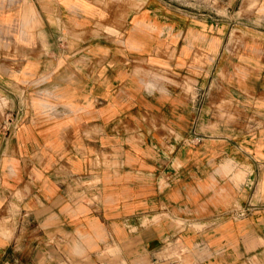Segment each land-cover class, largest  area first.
Segmentation results:
<instances>
[{
	"label": "crops",
	"instance_id": "obj_1",
	"mask_svg": "<svg viewBox=\"0 0 264 264\" xmlns=\"http://www.w3.org/2000/svg\"><path fill=\"white\" fill-rule=\"evenodd\" d=\"M250 1L226 40L158 0H0V264L264 260Z\"/></svg>",
	"mask_w": 264,
	"mask_h": 264
},
{
	"label": "rangeland",
	"instance_id": "obj_2",
	"mask_svg": "<svg viewBox=\"0 0 264 264\" xmlns=\"http://www.w3.org/2000/svg\"><path fill=\"white\" fill-rule=\"evenodd\" d=\"M162 7H165L167 11V16L170 19V21H175L174 18L180 19L181 17L183 19H186L187 21H203L207 20L209 21L210 25L212 27L214 26V33L216 39H222L224 36V39H242L248 36L245 34V32L237 26V21L240 20L242 17L243 12H237V13H230L228 10L225 9L223 5V0H158ZM207 2L210 4H213L215 9L212 12L205 13L204 15L197 14V9H202L201 6L207 5ZM257 2L255 0H252L249 2L248 9L252 11L256 7ZM235 10L237 8L235 7ZM249 18L254 17L255 13L254 11L247 14ZM177 16V17H176ZM231 19V25L229 26L228 31L225 33V31L220 28V22L222 20H229ZM252 20V19H251ZM219 23V24H218ZM235 24V25H234ZM186 33L184 31L183 35ZM166 258L171 259L174 261L173 263H179V264H188V258L185 254H180L177 251L176 252H170L165 254ZM242 264H264V260H258L257 257L254 255L252 256L248 261L242 263Z\"/></svg>",
	"mask_w": 264,
	"mask_h": 264
},
{
	"label": "built area",
	"instance_id": "obj_3",
	"mask_svg": "<svg viewBox=\"0 0 264 264\" xmlns=\"http://www.w3.org/2000/svg\"><path fill=\"white\" fill-rule=\"evenodd\" d=\"M240 214H242V213L240 212Z\"/></svg>",
	"mask_w": 264,
	"mask_h": 264
}]
</instances>
